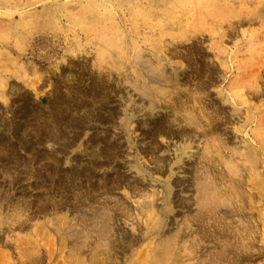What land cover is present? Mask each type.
Listing matches in <instances>:
<instances>
[{
    "label": "rangeland",
    "instance_id": "obj_1",
    "mask_svg": "<svg viewBox=\"0 0 264 264\" xmlns=\"http://www.w3.org/2000/svg\"><path fill=\"white\" fill-rule=\"evenodd\" d=\"M149 61L163 63L169 77L176 74L182 90L198 86L207 112L219 110V134L230 148L244 151L242 139H249L245 134L251 138L260 134L264 127V0H0V264H33L36 259L41 264H94L95 215L114 218L109 222L110 255L117 264H124L134 250L148 243L145 222L153 230L157 216L164 220L155 238L173 240L185 264H264L262 161L257 160L258 172L253 173L234 164L240 187L231 190L232 202L217 210V218L202 219L195 170L207 138L199 130L183 141L159 136L157 128L145 126L150 119L169 115L167 99H161L162 106L154 105L152 111L149 100L126 83L138 72L146 79L139 86L153 88L147 79L152 76ZM99 73H111L106 94L94 88ZM153 90L146 89L156 96ZM228 93L237 98L236 113L223 100ZM75 99H83L74 118L78 124L65 128ZM51 104L61 106L63 112L52 110ZM130 111L136 113L127 122L129 127L120 125ZM58 112L64 115L60 123ZM41 118L50 121V127L60 124L59 143L37 144ZM73 138L76 145H67ZM66 158L70 165L65 164ZM135 167L142 172L138 174ZM68 171L72 175L66 180ZM75 172L82 173L78 181L72 177ZM210 172L218 175L217 169ZM219 178L220 188H227L228 179ZM209 180L215 183L212 176ZM169 190L172 204L166 208L163 200ZM104 203L110 212L101 208ZM52 204L57 211H51ZM56 225L62 229L59 233ZM120 237L138 245L130 249ZM71 246L73 253L68 251ZM77 246L82 250L76 251ZM28 256L34 257L33 262Z\"/></svg>",
    "mask_w": 264,
    "mask_h": 264
},
{
    "label": "bare ground",
    "instance_id": "obj_2",
    "mask_svg": "<svg viewBox=\"0 0 264 264\" xmlns=\"http://www.w3.org/2000/svg\"><path fill=\"white\" fill-rule=\"evenodd\" d=\"M48 10V9H47ZM42 12V11H41ZM48 14V13H47ZM34 15V14H33ZM43 15V14H42ZM56 15V14H55ZM39 17V16H38ZM50 17V15H49ZM29 18V17H27ZM32 18V17H31ZM45 18V17H44ZM26 19V18H25ZM39 19V18H38ZM31 20V19H28ZM27 21V19L25 20ZM41 21V20H40ZM28 22V21H27ZM45 22V21H44ZM25 23V22H24ZM29 23V22H28ZM27 23V24H28ZM35 23V22H34ZM23 24V23H22ZM30 24V23H29ZM28 24V25H29ZM94 24H97L94 22ZM43 25V24H42ZM45 25V24H44ZM43 25V26H44ZM26 26V24H25ZM36 26V25H35ZM40 27V26H39ZM96 27V26H95ZM98 27V25H97ZM155 48V47H154ZM134 50V49H133ZM159 50V49H158ZM141 52V50H139ZM138 51V52H139ZM142 53V52H141ZM140 53V55H141ZM159 53V52H158ZM137 54V53H136ZM134 54V58L136 59ZM138 55V54H137ZM152 56V54H151ZM140 57V56H138ZM142 57V56H141ZM119 58V57H118ZM153 59V57H152ZM129 60V59H128ZM154 60V59H153ZM159 60V59H158ZM127 61V60H126ZM137 61V60H136ZM121 62V61H120ZM130 63V62H129ZM149 70L148 73L152 74V76L150 77L149 75L147 76V79L149 81L152 82V86L150 89H154L153 93L156 94V96H151L150 94L147 93L146 89L149 91L150 89L146 88L144 86V88H142L141 86H139V83L142 81L145 82V76L142 77L141 73L140 75L133 72V80L128 81L126 80V83L129 85H132V88L134 89L135 93L138 94L144 98V99H148L149 100V107L152 111L155 109L154 105H158L160 103V106H162L163 102H160L161 99L166 100L167 102L165 103V107L167 110H169V115H166L165 118L163 117L161 120L159 119H150L148 121V123H145L146 127H150L151 125L156 129L157 128V133L159 134V136H167L169 138H179V139H183V141H187L190 139L191 134H196L199 130H203L202 135L207 138L205 141L207 143L204 144V148L203 151L201 152L202 155L200 161L198 165H200V167L197 168V170H195L196 173L194 175L197 176L196 180H195V185L199 188V190L197 191V202H198V210H200L201 213V218L204 220H208V219H212V218H217L216 214L218 213L217 210H219L220 207L222 206H226L227 203L232 202L233 200V195H232V191L233 189H238L240 187V178L239 175L237 174V167L234 166V164H237L240 168V170L242 171H247L249 173H253L254 171H257V165L259 164L257 162V160H261L262 164H261V168L262 171L264 173V127L260 128V134L256 133L257 136L255 135V138H251L250 135L245 134L247 137H249L248 140L246 139H242V142L245 144L246 148L244 151H242L241 149H237V148H230L228 146V142L223 139V136H221L219 134L220 131V118L221 116H219V110L214 111V114H211V112H207V108L205 106L201 105V98L198 97V86L195 87V89H185L182 90V85H179V81H178V76L175 74L173 77H169L167 76L168 74L164 73L163 69H162V64L159 65H152L153 61H149ZM73 64V63H72ZM70 65V64H69ZM124 65V64H123ZM226 65V63H225ZM71 66V65H70ZM22 67V66H21ZM72 67V66H71ZM76 67V66H75ZM226 67V66H225ZM17 68V67H16ZM132 68V67H131ZM227 68V67H226ZM22 70V68H21ZM19 70V71H21ZM24 70V69H23ZM29 70V69H28ZM27 70V71H28ZM136 70V69H135ZM155 72V73H154ZM160 72V73H158ZM26 73V71H25ZM108 76H105L104 73H99L98 75V82L95 85V90H98V93L101 94H106L108 93V84H109V76L111 73H107ZM154 75V76H153ZM16 76V75H15ZM131 75H129L130 77ZM27 77V76H26ZM25 77V78H26ZM37 77H39L40 80V76L37 75ZM66 77V76H65ZM156 77V78H154ZM144 78V80H142ZM151 78V79H150ZM29 80V79H28ZM38 80V81H39ZM190 80V79H189ZM192 80V79H191ZM34 81V80H33ZM97 81V80H96ZM37 83V82H36ZM111 83V82H110ZM121 83V82H120ZM125 83V84H126ZM35 84V83H33ZM95 84V83H94ZM201 85V83H200ZM234 87H236L237 85L233 84ZM250 85V84H249ZM154 86H156L154 88ZM196 86V85H195ZM251 86V85H250ZM68 87V86H67ZM254 87V86H253ZM201 88V87H199ZM244 88V87H243ZM246 88H248V85L246 86ZM253 89V88H251ZM250 89V90H251ZM182 90V91H180ZM240 90V88H239ZM238 90V91H239ZM249 90V89H248ZM87 91V90H86ZM106 91V93H104ZM137 91V92H136ZM249 92V91H248ZM253 92V91H252ZM256 92V90H255ZM258 93L260 92L257 91ZM48 93V92H47ZM236 93V92H235ZM251 93V91H250ZM249 93V94H250ZM74 93H72L73 95ZM77 94V93H76ZM74 94V95H76ZM84 94V93H83ZM87 94V93H86ZM100 94V95H101ZM111 94V93H110ZM120 94V93H119ZM220 94V92H219ZM256 94V93H255ZM53 95V94H52ZM71 95V96H72ZM85 95V94H84ZM83 95V96H84ZM99 95V94H98ZM254 95V93H253ZM82 96V95H81ZM110 96V95H109ZM139 96V98H140ZM243 97V96H242ZM110 98V97H108ZM158 98V102L157 99ZM84 99V98H83ZM83 99H81V101L78 102V100H73L74 105H75V109L73 111H71L68 107L65 106V110L69 109L72 114H71V118L67 121L66 117H65V122L67 121V126L66 127H72L73 123L78 124V121H76L74 118L76 117L75 115L78 114L79 112V107L80 105H78V103L83 102ZM97 98V94L94 93V103L96 102ZM102 99V98H101ZM104 99V98H103ZM102 99V100H103ZM237 99V98H236ZM236 99L233 95L231 94H227V96L223 99L225 100L226 103L230 104L233 106V112L236 113V110L238 111L239 107H237L236 105ZM244 99V98H243ZM89 100V99H88ZM100 100V99H99ZM101 100V103H103V101ZM55 103L57 104V98H55ZM109 100L105 101L108 102ZM92 102V101H91ZM98 102V101H97ZM96 102V103H97ZM54 103V104H55ZM60 103V102H59ZM244 103V101H243ZM84 104V103H82ZM86 104V103H85ZM96 105V104H95ZM101 105V104H100ZM103 105H108V104H103ZM164 105V104H163ZM159 106V105H158ZM51 109L53 110L54 107L56 109V111H62L61 106H55L53 104H51ZM83 107V106H82ZM95 107V106H94ZM104 107V106H103ZM140 107V106H138ZM99 110H101V107H97ZM110 108V107H109ZM160 108V107H159ZM105 110V108H103ZM133 109V108H131ZM140 109V108H139ZM28 109H25L24 112H26ZM32 110V109H31ZM126 111V110H125ZM132 111V110H131ZM127 112L125 113V117L124 120L122 121V123L120 125H124V126H128L129 123H127L128 121H130L132 119V117L134 116V114L136 112ZM140 111V110H139ZM138 111V112H139ZM144 111V109H143ZM142 111V112H143ZM151 111V112H152ZM256 111V109H255ZM41 112V111H40ZM67 112V111H65ZM85 112V111H84ZM93 112V110H92ZM113 112V111H112ZM115 112V111H114ZM213 112V111H212ZM59 114H61V112H58ZM106 113V112H105ZM108 115L110 116L111 114L109 112H107ZM17 114V113H16ZM50 114H55L53 112L50 111ZM67 114V113H66ZM69 114V113H68ZM67 114V115H68ZM98 114V113H97ZM116 114V113H115ZM149 114V113H148ZM37 115V113L35 114ZM41 115V114H40ZM39 115V116H40ZM66 115V116H67ZM101 115V114H100ZM114 115V114H113ZM152 115V114H151ZM252 115H254L252 113ZM42 116V115H41ZM56 116V115H55ZM54 116V117H55ZM61 116V117H60ZM59 119L61 118V121H58V123L62 122L63 120V116L64 115H60ZM82 117V115H80ZM96 116V115H95ZM116 116V115H114ZM129 116V118H128ZM256 116V115H255ZM38 117V116H36ZM85 117V116H84ZM247 117V116H246ZM253 117V116H252ZM260 117V116H259ZM31 118V117H30ZM56 118V117H55ZM123 118V117H121ZM33 119V117H32ZM57 119V118H56ZM58 119V120H59ZM108 119V118H107ZM259 119V118H257ZM43 120L42 118L40 119V121ZM263 120V119H262ZM55 121V120H54ZM64 121V120H63ZM105 121L106 120H102ZM133 121V120H132ZM206 121V123L204 122ZM222 121V120H221ZM248 121V120H247ZM31 122V121H30ZM53 122V121H52ZM56 122V121H55ZM220 122V123H219ZM35 123V122H34ZM48 123H51L50 121H45L43 120V125H42V131L40 130L39 133H36V137L38 140V145H42V144H48V143H59L61 138H62V130L61 127L59 126L60 124H57L58 126L56 127H50V125ZM135 123V122H134ZM203 123H205L206 125H204ZM52 124V123H51ZM260 125V124H259ZM258 125V126H259ZM264 125V124H263ZM49 126V127H48ZM257 126V125H256ZM60 127V128H59ZM129 127V126H128ZM191 128V129H190ZM48 129V130H47ZM258 129V128H257ZM44 131V132H43ZM222 131V130H221ZM16 132V131H15ZM43 132V133H42ZM255 132V131H254ZM253 132V133H254ZM259 132V131H258ZM17 133V132H16ZM244 134V133H243ZM3 135V134H2ZM42 136V137H41ZM74 136V134H73ZM149 137V136H148ZM105 140V139H104ZM63 141V140H62ZM13 143V142H12ZM89 143V142H88ZM103 143V142H102ZM7 143H5L6 145ZM92 144V143H91ZM98 144V143H97ZM9 145V144H8ZM53 145V144H52ZM67 145L69 146H75L76 145V139L73 138V140L71 142H67ZM7 146V145H6ZM14 146V145H13ZM112 146V145H111ZM233 146V145H232ZM235 146V145H234ZM8 147V146H7ZM117 147V146H116ZM3 148V147H2ZM9 148V147H8ZM24 148V147H23ZM77 148H80V144L77 146ZM107 148V147H106ZM111 148V147H110ZM5 149V148H4ZM13 149V148H12ZM15 149V148H14ZM109 149V148H108ZM107 149V150H108ZM2 150V149H1ZM10 150V149H8ZM105 150V149H104ZM110 151V150H109ZM2 152V151H1ZM108 152V151H106ZM104 153V151L102 152ZM109 153V152H108ZM108 153H106L108 155ZM10 154V153H9ZM105 154V153H104ZM39 155V154H38ZM7 156H9L7 154ZM6 157V156H5ZM109 157V155H108ZM14 158V156H13ZM47 159H51L54 162V159L52 157H48ZM143 159V157H142ZM31 160V158H30ZM157 160V159H156ZM34 161V160H33ZM154 161V160H153ZM12 162V160H11ZM10 162V163H11ZM60 162V161H59ZM134 162V161H133ZM160 162V161H158ZM31 163V162H30ZM70 160L69 158H66L65 160V164H69ZM79 163V162H78ZM103 163V162H102ZM217 163H218V167H217ZM241 163V164H238ZM5 164H9L6 163ZM20 164V163H19ZM58 164V161H55V165ZM141 164V163H140ZM160 164V163H158ZM70 165V164H69ZM197 165V166H198ZM5 166V165H4ZM8 166V165H7ZM12 166V165H11ZM29 166V165H28ZM31 166V165H30ZM49 166V165H48ZM160 165H157V167L159 168L158 170H162V168L159 167ZM6 167V166H5ZM155 167V166H154ZM61 168V167H60ZM196 168V167H195ZM210 168H214L217 169V174H213L212 172H210ZM136 170V172L139 174L142 171H140L138 168H134ZM145 169V168H144ZM209 169V171H208ZM82 170V169H81ZM166 170V169H165ZM212 170V169H211ZM52 171V168H51ZM161 171V172H162ZM25 171H23L24 173ZM164 172V171H163ZM258 172V171H257ZM63 173V172H62ZM168 173V172H167ZM262 173V172H261ZM82 175V173H80ZM79 173L77 174V172H75V175L72 176L74 177V181H78L80 180L79 176H81ZM155 174V173H154ZM159 174V173H157ZM248 174V173H247ZM247 174L245 177H247ZM28 175V174H27ZM66 180L67 178L69 179V176L72 175L71 171H70V175H69V171L67 172V174H65ZM150 175V174H149ZM35 176V175H34ZM60 176V175H59ZM57 176V177H59ZM212 176L214 179V184L211 180L208 181V177ZM219 176H224L228 179V183L229 186L225 189L220 188V186L223 184H221L220 182H222V179L219 178ZM71 177V179H73ZM151 177V176H150ZM255 177V176H254ZM260 177V176H259ZM28 178V176H27ZM34 178V177H33ZM94 178V177H93ZM120 178V177H118ZM261 178V177H260ZM19 179V178H18ZM70 179V181H72ZM86 179V177L84 178ZM35 180V179H34ZM102 180V179H100ZM99 180V181H100ZM107 180V179H106ZM153 180V179H152ZM252 180V179H251ZM82 181V180H81ZM91 178L88 180L87 179V183L90 184ZM98 181V180H97ZM96 181V182H97ZM105 181V180H104ZM244 181V180H243ZM58 182V181H57ZM101 182V181H100ZM103 182V181H102ZM249 182V181H248ZM16 183V182H15ZM20 183V182H19ZM63 183V182H62ZM98 183V182H97ZM104 183V182H103ZM121 183V182H120ZM169 183V182H168ZM255 183V182H253ZM74 184V182H73ZM95 184V181H94ZM94 184L92 185L94 187ZM100 184V183H99ZM113 184V183H112ZM125 184V183H124ZM206 186H205V185ZM44 185V184H43ZM55 185V184H54ZM98 185V184H97ZM256 185V184H255ZM254 185V186H255ZM13 186V185H12ZM46 186V185H44ZM119 186V185H118ZM88 186H86L87 188ZM92 187V188H93ZM97 187V186H96ZM217 187L220 188V193H217ZM245 187V186H244ZM248 187V186H247ZM250 187V186H249ZM90 188V187H89ZM170 189V187H168ZM40 189V188H39ZM264 189V185L262 186L261 190ZM55 190V189H54ZM58 190V189H57ZM69 190V189H68ZM91 190V189H90ZM78 191V190H77ZM95 191V190H94ZM253 191V189H252ZM140 192V191H139ZM161 192V191H160ZM163 193V192H162ZM255 193V192H254ZM264 193V190H263ZM91 194V193H90ZM141 195V194H140ZM165 195V194H164ZM257 195V193L255 194ZM106 196V195H105ZM146 196V195H145ZM145 196H141V197H145ZM170 196H171V190L168 191L167 195L164 196V200H163V205L168 208L171 204L172 201L170 200ZM195 196V195H194ZM101 198V197H100ZM253 198V197H252ZM259 198V197H258ZM264 198V197H263ZM51 199V198H50ZM49 199V200H50ZM79 200V199H78ZM156 200V199H155ZM51 201V200H50ZM107 201V200H106ZM108 202V201H107ZM118 202V201H117ZM177 203V202H176ZM141 204V202H140ZM143 205V204H142ZM180 205V204H179ZM57 205H55L53 207L52 204V212L57 211V208H55ZM151 209L153 208L152 205H148ZM235 206V205H234ZM263 206V205H262ZM60 207V206H59ZM93 207V206H92ZM61 208V207H60ZM59 208V209H60ZM63 208V207H62ZM101 208L106 212H110L111 208L109 207V205H106L105 203L102 204ZM233 209V208H232ZM252 209V208H251ZM204 211V212H201ZM234 211V210H233ZM250 211V210H249ZM59 212V211H58ZM58 212L56 214H58ZM95 213V212H94ZM161 213V212H160ZM245 213V212H244ZM54 214V213H53ZM237 214V213H236ZM239 214V213H238ZM261 214V213H260ZM165 215V214H164ZM152 214H149V217H151ZM85 216H83L84 218ZM166 218V216H164ZM185 217V216H184ZM57 218V217H56ZM157 225L152 229H148L149 223L145 222V235L147 238H149V241L146 245H144V247H139L136 250H134V252L131 254V256H129V258L127 257V259L125 258V260L123 261L124 264H185L183 259L184 257L181 256L176 250H175V244L173 243V240L170 241H164L160 240V239H156L155 236L156 235H160L162 229H163V220L164 218L157 216ZM238 218V217H237ZM54 219V218H53ZM92 219V218H91ZM220 219H224V216ZM82 220V219H81ZM59 219H57V222L55 223H59ZM83 221V220H82ZM110 221H114V218L111 217L109 219H104L103 215H99V216H94V234H95V242L94 244V255L91 257V262H93L94 264H117L115 260H113L111 258L110 252H111V245L112 242L110 241V239L113 237V234H110V226L111 224L109 223ZM246 222V221H245ZM54 223V224H55ZM200 223V222H199ZM248 223V222H247ZM198 224V223H197ZM237 224V223H236ZM242 224V223H240ZM58 225V224H57ZM56 225V229L58 231V233L62 230L57 228ZM84 225V224H83ZM91 225V224H90ZM180 225V224H178ZM75 226V224H74ZM73 226V228H74ZM212 226V225H211ZM210 226V227H211ZM72 227V226H71ZM70 227V228H71ZM89 227V226H88ZM113 227V226H112ZM142 227V226H141ZM213 227V226H212ZM234 227V226H233ZM139 228V227H138ZM143 228V227H142ZM214 228V227H213ZM59 229V230H58ZM85 229V228H84ZM207 229V228H206ZM144 230V229H143ZM204 231V230H203ZM215 231V230H214ZM88 232H90L88 230ZM255 233V231H254ZM187 234V233H186ZM152 235H154V237L150 238ZM59 236H61V234H59ZM225 236V235H224ZM87 237V236H86ZM143 237V236H142ZM166 237V236H165ZM164 237V238H165ZM177 237V236H176ZM228 237V236H227ZM65 238V237H64ZM163 238V237H162ZM176 239V238H175ZM174 239V240H175ZM221 239V238H220ZM65 240V239H64ZM121 242L123 243V245H126V247L132 249L135 246L138 245L133 243L132 241H123V237H120ZM182 240V239H181ZM200 240H203L202 237H200ZM69 241V240H68ZM37 243V242H36ZM61 244V241H60ZM64 244V243H62ZM91 244V243H90ZM69 245V244H68ZM62 246V245H61ZM70 247V246H69ZM83 248L85 246H82ZM119 247V246H118ZM125 246L122 248L123 250H121V252L124 253V248H126ZM196 247V246H195ZM72 249L68 250L71 251L73 253V247L71 246ZM86 248V247H85ZM84 248V249H85ZM200 248V247H199ZM22 249V248H21ZM81 249V246H77L75 248L76 251H79ZM179 249V247H178ZM82 250V249H81ZM41 251V250H40ZM51 251V250H50ZM93 251V249L91 250ZM114 251V250H113ZM126 251V250H125ZM197 252V251H195ZM229 252V251H228ZM26 253V251L24 252ZM71 253V252H70ZM81 253V252H80ZM80 253L78 254V256L80 255ZM90 253V252H89ZM50 254V253H49ZM114 254V253H113ZM117 254V253H116ZM203 254V253H202ZM230 254V253H229ZM26 255V254H25ZM43 255V254H42ZM27 256V255H26ZM37 256V255H36ZM40 256V255H39ZM201 256V255H199ZM29 260L31 259L30 256ZM38 257V256H37ZM42 257V256H40ZM74 257V255H73ZM222 258V257H221ZM228 258V257H227ZM27 259V258H26ZM34 259V257L32 258ZM31 259V262H33V260ZM41 259V258H39ZM67 259V257H66ZM74 259V258H73ZM65 260V259H64ZM36 263L33 264H39L38 261L40 262V260L36 259L35 260ZM66 261V260H65ZM90 261V260H88ZM30 262V261H27ZM76 262H78V260H76ZM230 263V262H229ZM32 264V263H31ZM41 264V262H40ZM80 264V261L77 263ZM88 264V263H87ZM90 264V263H89ZM189 264V263H187Z\"/></svg>",
    "mask_w": 264,
    "mask_h": 264
}]
</instances>
